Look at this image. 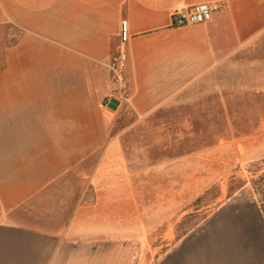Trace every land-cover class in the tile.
<instances>
[{
	"label": "crops",
	"instance_id": "1",
	"mask_svg": "<svg viewBox=\"0 0 264 264\" xmlns=\"http://www.w3.org/2000/svg\"><path fill=\"white\" fill-rule=\"evenodd\" d=\"M199 3L213 8L208 22L172 26L174 11ZM3 26L18 35L0 66V264H264L248 186L184 222L200 176L185 190L183 164L199 156L163 160L153 182L146 155L108 142L125 109L137 119L191 110L246 135L214 145L217 162L263 164L264 112L247 103L264 97V0H0ZM118 51L121 84L109 69ZM247 113L255 126L232 125Z\"/></svg>",
	"mask_w": 264,
	"mask_h": 264
},
{
	"label": "rangeland",
	"instance_id": "2",
	"mask_svg": "<svg viewBox=\"0 0 264 264\" xmlns=\"http://www.w3.org/2000/svg\"><path fill=\"white\" fill-rule=\"evenodd\" d=\"M17 32L7 26L0 27V66L3 59L2 51L5 46L10 45L16 39ZM255 98V96H250ZM255 99L257 102H255ZM253 102L247 103V110L264 112V97L257 96ZM166 118L160 117L159 113L146 119H137L132 116L128 110H123L113 122L108 142L118 141L125 145V153L144 154L146 161L149 158L152 171L146 173L150 180L159 179L163 160L175 159L180 156L193 155L199 156V164L196 161H188L183 164L184 188L189 190L191 184L188 180L191 174L196 176L198 172L200 182L193 184V190L198 188V196L184 198V206L180 212L184 217V222L203 221L216 205L222 203L225 197H229L239 191L242 187L248 186L255 197L258 191L264 198V162L255 163L250 166H232L225 168L223 163L224 151L213 149L214 145L223 143L225 140H234L246 135L224 134V127L227 121L216 118L215 120H203L198 118V114L191 110L184 111L182 118H176L175 112H165ZM247 113L242 119L232 120V125L236 127H245L249 130L255 126V118ZM208 122H210L209 127ZM215 123L214 126L212 123ZM131 145H138L132 147ZM127 146V147H126ZM131 146V147H128ZM232 156L237 152L232 151ZM212 159V161H210ZM215 159V161H213ZM219 161V162H217ZM147 164V162H146ZM193 164V166H192ZM136 165H141L136 162ZM170 165V164H168ZM198 166V167H197ZM171 166H168L170 171ZM216 171L219 174V182L204 181L210 172ZM257 190V191H256ZM154 201V200H153ZM178 214L180 217L181 214ZM158 237V232L153 231L152 239Z\"/></svg>",
	"mask_w": 264,
	"mask_h": 264
},
{
	"label": "built area",
	"instance_id": "3",
	"mask_svg": "<svg viewBox=\"0 0 264 264\" xmlns=\"http://www.w3.org/2000/svg\"><path fill=\"white\" fill-rule=\"evenodd\" d=\"M213 8L208 3H199L191 6L187 10H176L171 14V22L174 27L194 26L204 24L211 19ZM127 39L126 23L122 22L120 30V43ZM126 65V57L122 51L114 54L109 61V69L113 73V78L121 84L122 71Z\"/></svg>",
	"mask_w": 264,
	"mask_h": 264
},
{
	"label": "trees",
	"instance_id": "4",
	"mask_svg": "<svg viewBox=\"0 0 264 264\" xmlns=\"http://www.w3.org/2000/svg\"><path fill=\"white\" fill-rule=\"evenodd\" d=\"M256 193H257L256 194V196H257L256 198L259 201V203L261 204V211H262L263 217H264V198L261 197V194L258 191Z\"/></svg>",
	"mask_w": 264,
	"mask_h": 264
}]
</instances>
